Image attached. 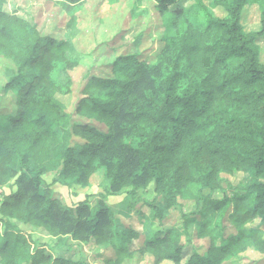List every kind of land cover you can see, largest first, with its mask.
I'll return each instance as SVG.
<instances>
[{
	"label": "trees",
	"instance_id": "trees-1",
	"mask_svg": "<svg viewBox=\"0 0 264 264\" xmlns=\"http://www.w3.org/2000/svg\"><path fill=\"white\" fill-rule=\"evenodd\" d=\"M7 1L0 264H87L68 238L104 248L105 264L148 254L155 264H264V0H216L227 15L201 23L179 0H155L174 15V33L148 60L120 57L114 75L87 74L73 114L53 98L74 85L69 42ZM59 1L70 9L84 0ZM255 4L260 27L248 31L244 9ZM99 171L109 183L96 194L57 190H89ZM39 229L54 242L36 237Z\"/></svg>",
	"mask_w": 264,
	"mask_h": 264
},
{
	"label": "rangeland",
	"instance_id": "rangeland-1",
	"mask_svg": "<svg viewBox=\"0 0 264 264\" xmlns=\"http://www.w3.org/2000/svg\"><path fill=\"white\" fill-rule=\"evenodd\" d=\"M68 6L70 9L59 0H8L6 9L13 13L17 12L23 17H33L47 32L56 28V36L65 38L69 42L70 56L72 60L78 62L72 73L74 85L70 93L54 92L53 98L70 114H73L82 96V88L88 81L85 80L87 74L93 72L103 76L114 75L113 62L120 57L132 56L148 60L163 48L166 38L174 33L172 28L174 15L162 12L155 0H84ZM176 7L192 8L195 12L193 14L195 23L207 21L210 17L223 18L227 15V10L216 0H179ZM259 20V5L255 4L244 9L243 23L246 30H257L260 27ZM261 46L264 61V42ZM0 79L3 80L1 74ZM8 99V113L17 114L14 93H9ZM73 117L80 122L92 121L78 114ZM5 123L4 119L0 122L1 125ZM108 183L103 171H99L92 178L93 187L89 190L77 185L72 186L71 193L63 187L57 190L67 198H77L83 197L86 193L96 194ZM197 188V186L191 188L186 201L189 206L194 203L189 197L195 194ZM143 212L149 214V209L145 208ZM127 220L134 227L142 228L141 214L132 213ZM2 232L1 225L0 233ZM36 237L44 242H54L51 235L40 229L36 232ZM62 243L73 244L77 255L85 259L87 264H105L102 254L104 248L94 241L78 243L68 238L62 240ZM66 250L67 245L57 248V251ZM154 261L155 257L148 254L139 264H155Z\"/></svg>",
	"mask_w": 264,
	"mask_h": 264
}]
</instances>
